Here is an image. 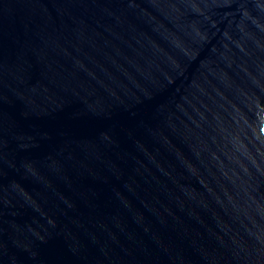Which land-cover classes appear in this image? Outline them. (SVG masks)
Returning a JSON list of instances; mask_svg holds the SVG:
<instances>
[{"label": "water", "instance_id": "obj_1", "mask_svg": "<svg viewBox=\"0 0 264 264\" xmlns=\"http://www.w3.org/2000/svg\"><path fill=\"white\" fill-rule=\"evenodd\" d=\"M0 264H264V0H0Z\"/></svg>", "mask_w": 264, "mask_h": 264}]
</instances>
